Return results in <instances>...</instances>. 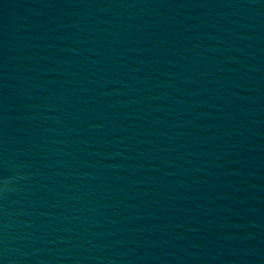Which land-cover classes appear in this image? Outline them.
<instances>
[{
    "label": "water",
    "instance_id": "1",
    "mask_svg": "<svg viewBox=\"0 0 264 264\" xmlns=\"http://www.w3.org/2000/svg\"><path fill=\"white\" fill-rule=\"evenodd\" d=\"M0 264H264V0H0Z\"/></svg>",
    "mask_w": 264,
    "mask_h": 264
}]
</instances>
